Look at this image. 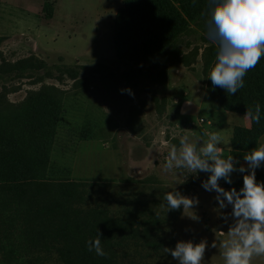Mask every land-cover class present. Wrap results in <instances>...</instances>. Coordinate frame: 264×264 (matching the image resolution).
<instances>
[{
	"label": "rangeland",
	"instance_id": "374dc122",
	"mask_svg": "<svg viewBox=\"0 0 264 264\" xmlns=\"http://www.w3.org/2000/svg\"><path fill=\"white\" fill-rule=\"evenodd\" d=\"M46 4L54 9L50 20ZM122 5L2 0L0 136L10 145L18 139L44 173L34 181L42 185L28 186L21 197L0 189V264H63L56 250L76 245L57 238L64 217L49 211L56 205L93 227L105 215L122 221L101 239L116 264H178L164 247L189 239L206 241L201 264H223L219 242L234 222L231 206L219 208L217 194L201 186L209 173L165 170L164 163L181 136L206 140L212 131L221 137V154L230 155L234 128L247 116L224 111L207 94L215 46L208 28L183 36L178 56L164 67L156 68L159 57L146 66L123 64L112 23ZM54 117L55 130L42 140L36 120ZM242 176L233 171L231 184L218 183L227 190ZM62 185L76 196H63ZM172 190L198 202L166 211L163 197ZM250 264H264V255Z\"/></svg>",
	"mask_w": 264,
	"mask_h": 264
},
{
	"label": "trees",
	"instance_id": "16d2710c",
	"mask_svg": "<svg viewBox=\"0 0 264 264\" xmlns=\"http://www.w3.org/2000/svg\"><path fill=\"white\" fill-rule=\"evenodd\" d=\"M211 7L210 0H123V5L112 22L116 57L123 64L135 67L146 66L149 61L159 57L156 68L164 67L173 57L178 56V47L183 36H188L197 29L202 31L208 28ZM44 10L46 18L51 19L53 6L46 4ZM214 42V60L208 68V74L216 62L218 45L215 40ZM208 74L207 94L224 111L244 115L246 108H254L257 102L261 105L259 123L250 120V128L236 126L233 131L230 155L234 160L244 161L243 153L257 147L264 136V55L253 68L247 70L243 77L244 86L234 94L227 93L219 86H213ZM36 122L42 140L49 138L57 126L56 117ZM12 140L16 144L10 145L9 141L4 142L0 136V189L21 197L28 186L42 185L34 181L41 179L44 171L40 162L21 149L18 139ZM255 176L257 181L264 182V173L255 172ZM231 187L239 190L242 187V178ZM61 190L66 198L75 197L77 194L76 189H71L68 185H62ZM49 211L53 214L62 213L64 217L57 238L76 245L73 251L56 250L63 264H116L106 255L98 256L94 250L89 251L87 242L97 234L101 239L105 238L104 235L113 234L115 225L122 221L105 215L103 224L93 227L88 222L71 218L59 205L51 207ZM9 254L14 255L16 252L9 249Z\"/></svg>",
	"mask_w": 264,
	"mask_h": 264
},
{
	"label": "clouds",
	"instance_id": "9594fccd",
	"mask_svg": "<svg viewBox=\"0 0 264 264\" xmlns=\"http://www.w3.org/2000/svg\"><path fill=\"white\" fill-rule=\"evenodd\" d=\"M211 19L208 35L217 42L216 62L208 78L213 86H219L227 93L234 94L244 86V75L253 68L264 55V0H210ZM132 95L130 88L121 89ZM245 116L259 123L261 105L246 108ZM221 137L216 131L207 134L206 140L197 137L189 140L179 138L173 144L165 159L164 169L173 168L203 171L209 173L201 186L206 191H214L219 208L231 206L233 223L219 242L223 264H250L253 256L264 255V182L256 180L255 170L264 163V143L243 153L245 165L235 166L232 155L221 154ZM239 171L242 187L225 189L218 181L223 179L231 184V173ZM166 211L181 208L191 209L197 203L179 190L167 191L163 197ZM189 217L196 219L195 216ZM88 243V250L98 256L106 255L101 246L100 235ZM217 247L215 243L212 245ZM206 241L178 240L173 248L164 247L165 253L178 264H201Z\"/></svg>",
	"mask_w": 264,
	"mask_h": 264
},
{
	"label": "crops",
	"instance_id": "0c3cea01",
	"mask_svg": "<svg viewBox=\"0 0 264 264\" xmlns=\"http://www.w3.org/2000/svg\"><path fill=\"white\" fill-rule=\"evenodd\" d=\"M1 4H2V0H0V37H2V6H1ZM53 16H54V13H53ZM45 18H46V16H45ZM47 20H50V19H47ZM250 126H251L250 119L246 117L245 118V126H243V127L250 128ZM242 163L246 164V162H244V161H242Z\"/></svg>",
	"mask_w": 264,
	"mask_h": 264
}]
</instances>
